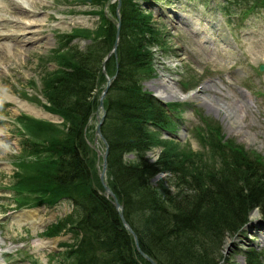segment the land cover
<instances>
[{
    "label": "trees",
    "instance_id": "trees-1",
    "mask_svg": "<svg viewBox=\"0 0 264 264\" xmlns=\"http://www.w3.org/2000/svg\"><path fill=\"white\" fill-rule=\"evenodd\" d=\"M81 1L99 6L92 12L100 15V23L94 30L81 27L59 37L64 51L53 57L59 68L44 78V94L50 103L46 108L62 116L63 123L21 119L31 136L24 148L35 157L22 159L15 172L20 203L53 205L63 197L73 202V212L46 232L76 235L73 243H63L70 248L67 256L72 264H152L135 247L133 235L104 194L98 153L89 143L88 121L99 104L95 89L105 81L102 65L114 44L116 25L103 10L109 0ZM138 2L122 0L118 74L105 99L102 131L110 145L108 183L124 205L140 248L158 264H231L220 242L229 233L240 232L250 221V209L260 207L264 220V165L259 156L231 146L236 156L233 170L192 175L195 195L180 186L173 194L161 180L153 184L159 173L183 168L167 150L155 162L148 157L162 141L152 127L170 129L171 120L166 108L144 89L143 81L153 77L151 48L160 45V34L151 23L152 14ZM77 37L91 41L85 50L71 46ZM113 59L105 67L110 75L115 74ZM131 154L134 158H127ZM24 192L30 195L24 197ZM243 253L246 264H264V253L256 248Z\"/></svg>",
    "mask_w": 264,
    "mask_h": 264
},
{
    "label": "rangeland",
    "instance_id": "rangeland-1",
    "mask_svg": "<svg viewBox=\"0 0 264 264\" xmlns=\"http://www.w3.org/2000/svg\"><path fill=\"white\" fill-rule=\"evenodd\" d=\"M2 2L0 16L6 19L21 20L29 15L30 18L45 17L46 21L36 41L30 42L28 38L26 42L18 40L11 53L0 48V254L6 264H72V259L67 256L70 248L63 243H73L76 235L65 233L60 239H50L45 235L49 226L73 212L72 201L63 199L53 205L39 203L37 206L20 207L24 203L31 205L34 200L20 203L22 197L16 187L15 172L19 170L18 163L22 159L28 161L35 157L24 148L31 136L23 125L22 117L55 124L63 121L61 116L48 113L43 94V77L57 70V62L49 60L52 51L59 47L57 35L70 32L78 25L95 27L99 17L89 14V11L99 6L87 5L81 0H36L32 11L26 13L21 12L17 0ZM140 2L146 12L153 14L151 23L160 34V45L151 48L155 77L143 81L144 89L152 91L155 85L159 86L156 81L166 78L178 89V95L190 96L192 93L187 98L175 95L166 100L172 109L180 103L179 107L183 108L186 116L185 125L179 124L167 111L171 120L169 130L180 138H164L162 131L152 127L153 131L158 130L157 138L163 142L148 153L149 159L155 162L167 150L183 168L177 173L156 176L153 184L161 180L173 194L180 186L182 191L195 195L197 191L193 187L196 182L192 175L207 173L210 169L215 173L233 170L236 157L233 148L236 147L254 157L256 154L264 165V71L259 68L264 63L263 0ZM116 3L109 0L111 10L107 14L113 20L116 19ZM175 10L179 12L176 16ZM70 17L76 18L74 25ZM60 22L65 23L64 27ZM20 25L18 21L15 26ZM89 43L90 40L81 39L72 42L80 49H85ZM118 58L114 57L111 63L115 74L118 72L115 69ZM105 83L106 78L95 89V94L99 96ZM22 103L26 106L22 107ZM88 122L89 143L96 153V149L103 151V141L96 140L94 133L96 113ZM212 129H217L218 137L222 141H230L231 145L222 148L220 139L210 132ZM201 131L207 132L209 138L200 137L198 132ZM29 139L37 140L35 137ZM41 155L44 157V153ZM127 158L132 159L134 155ZM101 163L102 157L97 154L98 169ZM98 174L100 178L99 170ZM24 193V197L30 195ZM26 210H37L43 217L42 223H18L15 216ZM249 219L243 233L235 236L229 233L220 242L222 254L230 259L231 264H246L243 252L250 247L256 248L259 254L264 253V221L260 207L250 209ZM39 239L51 241V244L38 248L36 243Z\"/></svg>",
    "mask_w": 264,
    "mask_h": 264
},
{
    "label": "bare ground",
    "instance_id": "bare-ground-1",
    "mask_svg": "<svg viewBox=\"0 0 264 264\" xmlns=\"http://www.w3.org/2000/svg\"><path fill=\"white\" fill-rule=\"evenodd\" d=\"M3 0H0V4L3 3ZM15 1V0H14ZM36 0H17L19 2V8L21 12L32 11V8L35 5ZM18 21L21 23L20 26H15L18 24ZM46 18L38 17V18H30L29 15H26V18L18 20L14 19H6L0 16V48L9 51L10 53L14 50V43L18 40L20 42H24L28 38L30 42H34L39 39V36L42 34L43 26L45 25ZM64 22H60V26L64 27ZM28 34V36H27ZM26 42V41H25ZM1 75V73H0ZM158 85H155V92L160 96H165L166 98L170 96L178 95V89L173 85L170 80L166 78H161L158 81ZM192 95V94H191ZM190 95V96H191ZM190 96H183L182 94L178 95V98H187ZM193 98V96L191 97ZM22 107H25V104H20ZM31 108V107H30ZM35 109L34 107H32ZM16 221L21 224H26L27 221H30L31 224L37 225L42 223L43 217L40 216L36 211H22L19 212L16 216ZM51 244V241H47L45 239H39L36 243L38 248L48 247ZM0 264H6L3 259L0 258Z\"/></svg>",
    "mask_w": 264,
    "mask_h": 264
},
{
    "label": "water",
    "instance_id": "water-1",
    "mask_svg": "<svg viewBox=\"0 0 264 264\" xmlns=\"http://www.w3.org/2000/svg\"><path fill=\"white\" fill-rule=\"evenodd\" d=\"M118 4V7H117V17H118V25H117V33H116V40H115V43L113 45V48H112V51L111 53L109 54V56H111L112 54H114V56L116 57L117 56V49H118V46H119V42H120V26H121V15H120V11H121V6L123 3H121V0H119V3ZM261 69H264V66L262 65L261 66ZM105 71V69H104ZM111 83H112V78H108L107 80V85H106V88L103 89L101 95H100V98H99V106H98V109L96 110V115H97V125H96V140H98V138H101L104 143H105V151L102 153L100 150H98V153L99 155H102V158H103V167H102V170L100 171V179H101V182L104 186V189H105V193L107 196H110L112 199H113V203H114V206L116 207V209L119 211V214L121 216V219L124 223V225L131 231L133 232L132 228L130 227L129 223L127 222L124 213H123V205H121V203L119 202L116 194L112 191L111 187L108 185L107 181H106V173H107V157H108V154H109V143H107V140L105 139L103 133H102V126H103V123H104V119H105V115H106V111L105 110V106H104V100L108 94V91L110 89V86H111ZM101 111H102V114H101ZM168 134V133H167ZM176 138H178L177 136H175ZM135 236V240H136V245L138 247V249L140 250V247H139V242H138V238L136 235ZM141 251V250H140ZM141 253L148 258V260L152 263V264H156V262L150 258L149 256H147V254H145L144 252L141 251Z\"/></svg>",
    "mask_w": 264,
    "mask_h": 264
}]
</instances>
